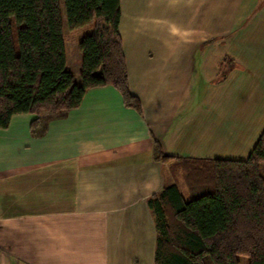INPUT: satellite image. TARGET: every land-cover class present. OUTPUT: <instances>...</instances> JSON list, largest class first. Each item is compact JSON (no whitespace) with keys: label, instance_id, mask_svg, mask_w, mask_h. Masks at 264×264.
I'll list each match as a JSON object with an SVG mask.
<instances>
[{"label":"crops","instance_id":"0c3cea01","mask_svg":"<svg viewBox=\"0 0 264 264\" xmlns=\"http://www.w3.org/2000/svg\"><path fill=\"white\" fill-rule=\"evenodd\" d=\"M119 31L140 110L105 85L0 128V264H155L170 165L246 159L263 132L264 0H121Z\"/></svg>","mask_w":264,"mask_h":264},{"label":"trees","instance_id":"16d2710c","mask_svg":"<svg viewBox=\"0 0 264 264\" xmlns=\"http://www.w3.org/2000/svg\"><path fill=\"white\" fill-rule=\"evenodd\" d=\"M64 15L66 20H64ZM121 0H0V128L15 114L62 116L89 88L132 93L119 27ZM93 25L78 42L80 82L67 68L65 28ZM35 130V129H34ZM156 158L175 157L155 149ZM264 130L246 159L176 158L178 181L148 199L155 216V264H264ZM179 179V178H178Z\"/></svg>","mask_w":264,"mask_h":264},{"label":"rangeland","instance_id":"374dc122","mask_svg":"<svg viewBox=\"0 0 264 264\" xmlns=\"http://www.w3.org/2000/svg\"><path fill=\"white\" fill-rule=\"evenodd\" d=\"M64 20H66V17L64 15ZM93 25H87L85 27H80L74 30H69L67 27L65 28V46H66V53L68 55V57H71L73 53L77 52L78 48V42L79 40L86 35L87 33H89L92 30ZM256 118V115L253 116V120ZM252 121V117L249 118L247 117L246 121ZM252 132V131H250ZM220 149V148H219ZM230 149V148H227ZM261 170L262 173L264 174V163H262L261 165ZM176 176H174L175 178ZM179 178V179H178ZM178 178L176 177V181H178L181 185L182 188H185V183L182 180V176L179 175ZM241 264H247V258L246 257H242V261Z\"/></svg>","mask_w":264,"mask_h":264}]
</instances>
